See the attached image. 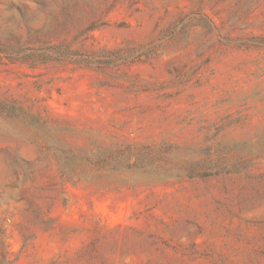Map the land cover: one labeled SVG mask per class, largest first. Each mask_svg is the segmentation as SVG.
<instances>
[{"label":"rangeland","instance_id":"374dc122","mask_svg":"<svg viewBox=\"0 0 264 264\" xmlns=\"http://www.w3.org/2000/svg\"><path fill=\"white\" fill-rule=\"evenodd\" d=\"M0 264H264V0H0Z\"/></svg>","mask_w":264,"mask_h":264}]
</instances>
